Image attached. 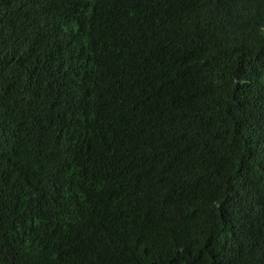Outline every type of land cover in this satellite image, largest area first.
I'll use <instances>...</instances> for the list:
<instances>
[{"label":"trees","instance_id":"16d2710c","mask_svg":"<svg viewBox=\"0 0 264 264\" xmlns=\"http://www.w3.org/2000/svg\"><path fill=\"white\" fill-rule=\"evenodd\" d=\"M0 264H264V0H0Z\"/></svg>","mask_w":264,"mask_h":264}]
</instances>
